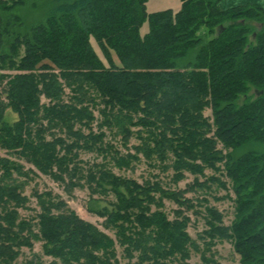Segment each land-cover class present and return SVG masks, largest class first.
<instances>
[{
    "label": "trees",
    "instance_id": "1",
    "mask_svg": "<svg viewBox=\"0 0 264 264\" xmlns=\"http://www.w3.org/2000/svg\"><path fill=\"white\" fill-rule=\"evenodd\" d=\"M27 1L0 0V149L69 190L88 183L92 193L112 191V208L97 211L116 236L51 192H36L40 211L22 217L26 179L35 169L0 154V264H17L34 240L63 264H121L118 244L129 258L138 254L134 264H176L199 249L188 230L191 217L177 208L170 218L164 199L190 209L188 190L228 183L212 176L170 190L104 163L85 174L80 150L108 153L120 168L138 159L106 143L104 127L116 128L124 145L139 138L134 147L147 157L164 162L172 155L175 181L185 170L205 174L224 162L235 216L226 224L223 212L208 206L201 237H210L207 246L230 240L242 264H264V9L182 0L179 10L149 12V0H126L121 24L103 28L89 12L95 0H34L43 17L29 25L16 11ZM113 1L102 9L116 12ZM145 22L150 28L143 33ZM6 67L17 72L3 73ZM99 103L104 120L97 132Z\"/></svg>",
    "mask_w": 264,
    "mask_h": 264
},
{
    "label": "rangeland",
    "instance_id": "2",
    "mask_svg": "<svg viewBox=\"0 0 264 264\" xmlns=\"http://www.w3.org/2000/svg\"><path fill=\"white\" fill-rule=\"evenodd\" d=\"M10 2V0H8ZM34 0H28L26 4L16 7V11L23 16L27 25L35 24L40 21L43 17L41 11L33 10L31 5ZM108 0H95L94 3L89 7V12L94 16L95 21L103 28H110L121 24L124 17L121 14V9L125 4L126 0H114V6L116 12H110L107 8L102 9V2ZM220 3L222 7H227V0H221ZM110 4V2H109ZM108 4V5H109ZM32 6V7H31ZM182 7V0H149L147 2V10L149 12L165 10L167 8H173L174 10H179ZM125 8V7H124ZM108 10V11H107ZM72 25V23H71ZM69 25V26H71ZM72 28L73 25L71 26ZM150 28L149 22H145L142 26L141 31L143 33L147 32ZM202 32V31H201ZM56 38H58L56 36ZM71 41V39H70ZM69 40H65V46L70 45ZM98 45V44H97ZM75 46V45H73ZM99 46H97V49ZM100 50V49H98ZM134 52L136 50L134 49ZM24 53V47H21L19 58ZM102 55V53H101ZM3 73H16L15 69L2 68ZM4 82L0 83V92ZM45 100V99H44ZM103 104L99 103L93 108L97 120L93 123V128L95 131H99L98 123L104 120V115L101 112ZM205 114L208 116L212 115L210 108H207ZM138 126H133L134 130H137ZM107 135L105 142H111L121 151V154L133 153L138 155V159L132 160L131 167L120 168L115 165L114 159L108 153L98 152V151H86L80 150V165L85 169V174L89 169L95 168V164H108L109 168L113 170L116 174L132 177L140 182H160L165 189L170 190H182L190 186L196 178L199 181H208L212 176L220 178L221 181L228 183V188L223 187L218 182L208 181L210 187H200L196 186L193 190H188L185 193L186 197L192 198V202L195 205L193 208L187 209L186 205H180L173 198L165 197L164 210L170 216V218L175 217L174 210L177 208H182L183 211L191 217L188 230L192 235L193 239L199 244V249L191 248L190 255L185 260H180L176 258L174 261L176 264H242L241 256L238 254L233 247L230 240L227 239H217L213 241L210 246H207L205 242L210 241V237H201L204 230L208 228L206 222L207 207L213 206L219 209L224 214V222L226 224H231L234 219V201L235 196L232 188L230 179L226 175V169L224 162H219V169H213L207 167L205 169V174H196L191 171L185 170V177L179 181H175L174 174L175 170L171 165L173 156L169 157V160L161 161L157 155L152 157H147L144 152H138L135 145L139 144L141 140L136 136H133L130 141L124 145L122 142V136L117 132L116 128L104 127ZM223 148L224 151H228L227 147L222 144L219 146ZM1 155L11 156L26 165V168L33 167L35 172H30V176L26 179V184L24 187V193L28 196L27 207L20 208V214L22 217L31 218L40 211V205L38 204V199L36 197V192H51L52 195L60 196L68 202V204L75 209L83 218L95 223L102 230L116 236V230L112 228H107L104 226L103 221L105 217L98 214L97 210L104 207L112 208L111 202H116L117 197L112 191H98L95 193L91 192V188L88 183L83 186H75L72 190L67 189L66 185L52 178L51 176L42 173L32 164L26 162L24 159L18 157L15 154H9L6 149H0ZM25 177H21L23 179ZM83 182H85L83 180ZM206 199V200H204ZM200 211V212H199ZM43 242L41 240H34L33 247H23L21 255L17 259V264H25L30 260H34V264H63L59 259L49 256L44 253ZM124 246L118 244V257L121 264H134L138 261V254L133 258H129L124 251ZM145 264H150L146 262Z\"/></svg>",
    "mask_w": 264,
    "mask_h": 264
},
{
    "label": "crops",
    "instance_id": "3",
    "mask_svg": "<svg viewBox=\"0 0 264 264\" xmlns=\"http://www.w3.org/2000/svg\"><path fill=\"white\" fill-rule=\"evenodd\" d=\"M245 4H257L264 9V0H227V7H222L221 4L219 5L222 9H228L231 7H235L238 5H245Z\"/></svg>",
    "mask_w": 264,
    "mask_h": 264
}]
</instances>
